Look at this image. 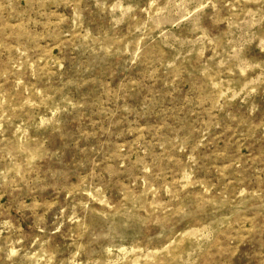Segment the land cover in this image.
<instances>
[{
    "label": "rangeland",
    "instance_id": "1",
    "mask_svg": "<svg viewBox=\"0 0 264 264\" xmlns=\"http://www.w3.org/2000/svg\"><path fill=\"white\" fill-rule=\"evenodd\" d=\"M0 264H264V0H0Z\"/></svg>",
    "mask_w": 264,
    "mask_h": 264
}]
</instances>
